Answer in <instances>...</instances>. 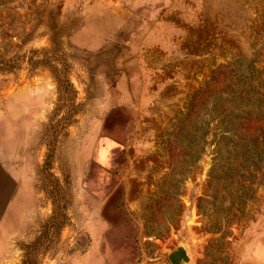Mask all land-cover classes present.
Masks as SVG:
<instances>
[{
  "label": "rangeland",
  "instance_id": "rangeland-1",
  "mask_svg": "<svg viewBox=\"0 0 264 264\" xmlns=\"http://www.w3.org/2000/svg\"><path fill=\"white\" fill-rule=\"evenodd\" d=\"M0 59L31 185L0 264H171L179 247L264 264V138L259 161L225 164L206 98L229 67L264 82V0H0Z\"/></svg>",
  "mask_w": 264,
  "mask_h": 264
},
{
  "label": "trees",
  "instance_id": "trees-1",
  "mask_svg": "<svg viewBox=\"0 0 264 264\" xmlns=\"http://www.w3.org/2000/svg\"><path fill=\"white\" fill-rule=\"evenodd\" d=\"M240 67H229L220 73L223 87L206 97L210 120L217 123L213 130L218 139L216 155L227 157L223 161L231 167L238 164L233 158L246 159L251 154H257L259 161L258 140L264 138V82L251 66L248 71ZM6 70L7 63L0 59V71ZM257 162L252 165L257 166Z\"/></svg>",
  "mask_w": 264,
  "mask_h": 264
},
{
  "label": "crops",
  "instance_id": "crops-1",
  "mask_svg": "<svg viewBox=\"0 0 264 264\" xmlns=\"http://www.w3.org/2000/svg\"><path fill=\"white\" fill-rule=\"evenodd\" d=\"M14 118L0 116V253L6 239L21 228L22 218L31 209V185L26 158L30 130L27 134V127L23 128V125L14 122ZM23 132L27 134L25 138Z\"/></svg>",
  "mask_w": 264,
  "mask_h": 264
},
{
  "label": "water",
  "instance_id": "water-1",
  "mask_svg": "<svg viewBox=\"0 0 264 264\" xmlns=\"http://www.w3.org/2000/svg\"><path fill=\"white\" fill-rule=\"evenodd\" d=\"M168 259L171 264H191L187 252L182 247L170 253Z\"/></svg>",
  "mask_w": 264,
  "mask_h": 264
}]
</instances>
